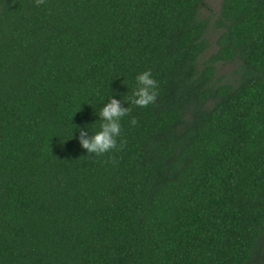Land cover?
I'll use <instances>...</instances> for the list:
<instances>
[{
  "label": "trees",
  "instance_id": "1",
  "mask_svg": "<svg viewBox=\"0 0 264 264\" xmlns=\"http://www.w3.org/2000/svg\"><path fill=\"white\" fill-rule=\"evenodd\" d=\"M205 8L0 0V264H264V0ZM145 70L155 103L87 154Z\"/></svg>",
  "mask_w": 264,
  "mask_h": 264
},
{
  "label": "clouds",
  "instance_id": "2",
  "mask_svg": "<svg viewBox=\"0 0 264 264\" xmlns=\"http://www.w3.org/2000/svg\"><path fill=\"white\" fill-rule=\"evenodd\" d=\"M39 5L43 0H36ZM158 84L153 78L151 70H145L138 73L135 77V87L131 90L130 95L114 93L107 97V102L95 114L99 117L98 130L95 125L85 124L77 126L75 132H78V142L86 150L87 154L103 156L117 149V141L121 136V120L131 111L130 105L137 107H147L155 103L158 95ZM120 98L117 99L116 96ZM127 103V107L123 106ZM130 123L135 125L137 121L133 118ZM91 125V127H90ZM74 138V133H73ZM120 147H123L121 142Z\"/></svg>",
  "mask_w": 264,
  "mask_h": 264
},
{
  "label": "rangeland",
  "instance_id": "3",
  "mask_svg": "<svg viewBox=\"0 0 264 264\" xmlns=\"http://www.w3.org/2000/svg\"><path fill=\"white\" fill-rule=\"evenodd\" d=\"M221 0H206V8L204 13L209 16H214L216 15V12L219 10V5H220ZM212 18V17H211ZM217 31L214 30L211 33V38H212V46L215 48V37L217 36ZM212 50V49H211ZM233 69V65H227L224 67L222 72H230Z\"/></svg>",
  "mask_w": 264,
  "mask_h": 264
}]
</instances>
